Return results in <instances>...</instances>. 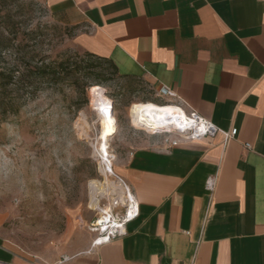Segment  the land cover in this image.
<instances>
[{
	"label": "crops",
	"instance_id": "1",
	"mask_svg": "<svg viewBox=\"0 0 264 264\" xmlns=\"http://www.w3.org/2000/svg\"><path fill=\"white\" fill-rule=\"evenodd\" d=\"M50 11L80 26L84 51L217 128L131 151L117 173L139 216L61 264H264V0H53ZM0 264L41 262L0 229Z\"/></svg>",
	"mask_w": 264,
	"mask_h": 264
},
{
	"label": "rangeland",
	"instance_id": "2",
	"mask_svg": "<svg viewBox=\"0 0 264 264\" xmlns=\"http://www.w3.org/2000/svg\"><path fill=\"white\" fill-rule=\"evenodd\" d=\"M52 1L0 0V28L16 32L12 58L22 70L28 59L36 66L69 57L73 64L85 59L84 66L93 64L91 72L100 76L90 79L94 86L85 92L75 89L71 77L57 83L35 78L23 89L33 96L22 101L19 114L0 112V229L41 264H61L89 249L98 237L92 224L105 212L116 216L125 211L126 187L117 165L136 148L168 144L167 139L177 137L174 128L136 123L132 106L152 103L183 109L175 100L157 101L143 79L123 77L108 61L88 59L76 42L80 26L58 22L50 11ZM82 76L80 82H88ZM94 87L113 106L115 128L107 141L110 173L99 152L103 121L92 105Z\"/></svg>",
	"mask_w": 264,
	"mask_h": 264
},
{
	"label": "trees",
	"instance_id": "3",
	"mask_svg": "<svg viewBox=\"0 0 264 264\" xmlns=\"http://www.w3.org/2000/svg\"><path fill=\"white\" fill-rule=\"evenodd\" d=\"M15 34L16 32L10 27L0 28V60H3V64L0 63V112L3 116L20 113L22 101L33 96V92L24 94L23 89L33 85L32 80L35 78L43 82L57 83L60 80L71 77L74 80L75 89L83 92L89 86H94V84H91L92 82H89L90 79L93 77L100 78L99 75L91 72L93 64L87 63L84 66L85 59L73 64L69 57L62 60L52 59L47 63L43 62L41 65L36 64V66H33V59H28L22 70L21 64L12 58L15 55L13 52ZM85 56L91 60L108 61L116 73L119 74L111 61L90 52H85ZM79 74L83 75L82 77L87 79L88 82L82 84ZM96 85L100 86L101 82Z\"/></svg>",
	"mask_w": 264,
	"mask_h": 264
},
{
	"label": "built area",
	"instance_id": "4",
	"mask_svg": "<svg viewBox=\"0 0 264 264\" xmlns=\"http://www.w3.org/2000/svg\"><path fill=\"white\" fill-rule=\"evenodd\" d=\"M164 93L167 94V92L163 91V94ZM187 121L188 125L193 124V128L190 129V126L189 129L180 130L177 134V139H167L166 141L172 147L177 146L181 140H196L207 136H214L217 133V128L211 122L203 119L195 112L189 113ZM237 134V128H234L230 132H225V140L228 141L233 139L237 136ZM246 147L250 148V145L246 144ZM119 180L123 182L122 179L119 178ZM123 184L128 190V199L126 201L125 211L122 214H117L116 216H114L113 213L108 214L105 212V215L92 224L91 231L98 233V237L94 240L93 246L107 243L117 238L121 233L122 228L139 216L138 203L129 187H127L124 182ZM215 187L216 179L210 178L206 184L207 191L212 193L215 190ZM66 260H68V258L64 259V261Z\"/></svg>",
	"mask_w": 264,
	"mask_h": 264
},
{
	"label": "bare ground",
	"instance_id": "5",
	"mask_svg": "<svg viewBox=\"0 0 264 264\" xmlns=\"http://www.w3.org/2000/svg\"><path fill=\"white\" fill-rule=\"evenodd\" d=\"M92 105L100 114L103 121V133L101 136V144L99 152L102 158L106 157V168L107 173L113 172L112 163L107 159L109 158V152L107 147V141L115 128V120L113 115V106L110 99H108L101 91L94 87L91 90ZM132 119L139 124H162L170 128H174L177 131L182 129L193 128V124L188 125V114L187 112L175 106L157 107L152 103H141L134 104L131 108ZM186 124V126H185ZM103 141V142H102ZM126 198L128 199V190L125 192ZM91 201L95 204V198L91 191Z\"/></svg>",
	"mask_w": 264,
	"mask_h": 264
}]
</instances>
